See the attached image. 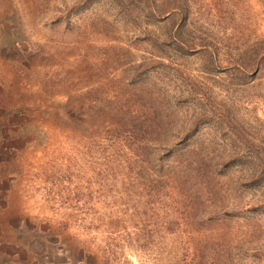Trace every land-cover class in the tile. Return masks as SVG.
<instances>
[{"label": "rangeland", "instance_id": "374dc122", "mask_svg": "<svg viewBox=\"0 0 264 264\" xmlns=\"http://www.w3.org/2000/svg\"><path fill=\"white\" fill-rule=\"evenodd\" d=\"M0 264H264V0H0Z\"/></svg>", "mask_w": 264, "mask_h": 264}, {"label": "trees", "instance_id": "16d2710c", "mask_svg": "<svg viewBox=\"0 0 264 264\" xmlns=\"http://www.w3.org/2000/svg\"><path fill=\"white\" fill-rule=\"evenodd\" d=\"M0 57L3 59H13L14 55H8L4 52V50H0Z\"/></svg>", "mask_w": 264, "mask_h": 264}]
</instances>
